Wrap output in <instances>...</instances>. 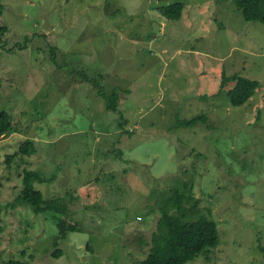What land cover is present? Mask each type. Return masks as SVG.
<instances>
[{
    "label": "rangeland",
    "instance_id": "rangeland-1",
    "mask_svg": "<svg viewBox=\"0 0 264 264\" xmlns=\"http://www.w3.org/2000/svg\"><path fill=\"white\" fill-rule=\"evenodd\" d=\"M235 74L258 82L237 106L221 87ZM0 82V264L137 263L158 194L182 183L199 202L186 218L220 238L186 264H264V24L232 0H0ZM92 83L116 90V111ZM27 140L36 151L19 155ZM27 171L77 232L60 240L18 200Z\"/></svg>",
    "mask_w": 264,
    "mask_h": 264
},
{
    "label": "trees",
    "instance_id": "trees-1",
    "mask_svg": "<svg viewBox=\"0 0 264 264\" xmlns=\"http://www.w3.org/2000/svg\"><path fill=\"white\" fill-rule=\"evenodd\" d=\"M235 6L241 10L246 22H259L264 24V0H232ZM182 5H171L163 9L162 13L169 19L176 20L180 16ZM98 89V94L106 101L109 110H117V93L104 91V87L98 83H92ZM232 84L228 94L233 105H241L246 102L258 87V82L246 79L238 74L224 76L222 89ZM1 87V82H0ZM200 121L207 123L205 114L196 115L191 119L182 120V126H194ZM12 130V118L7 111L0 112V139ZM36 151L35 143L31 140L25 141L19 147V155L30 156ZM16 155H8L7 163H10ZM121 157V153L119 154ZM44 178L39 173L27 171L23 180V189L19 201L34 209L35 214H51L58 228V238L65 240L69 233L77 232L79 224L68 220L67 208L58 200H47L36 190V182L43 183ZM187 184L182 183L170 188L168 193L158 194L156 203L159 218L156 228L150 237V248L146 257L134 264H186L199 257L202 253L209 252L211 248L219 245L220 238L217 222L206 217L197 220L186 218L185 206L194 203L193 210L197 209L199 202L194 199L192 191H187ZM88 248V247H87ZM264 255V249L259 245ZM60 252L55 251L54 256ZM6 264H25L19 260H9Z\"/></svg>",
    "mask_w": 264,
    "mask_h": 264
}]
</instances>
